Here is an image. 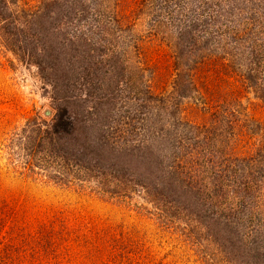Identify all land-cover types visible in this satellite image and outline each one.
Returning a JSON list of instances; mask_svg holds the SVG:
<instances>
[{"label":"trees","instance_id":"obj_1","mask_svg":"<svg viewBox=\"0 0 264 264\" xmlns=\"http://www.w3.org/2000/svg\"><path fill=\"white\" fill-rule=\"evenodd\" d=\"M134 4L170 52L168 94L155 89L161 74L125 0H0V45L34 64L56 101L50 125L12 136L19 173L94 182L118 204L138 196L158 220L198 224L227 263L264 264V134L213 85L233 78L264 105V0ZM184 101L204 124L182 118Z\"/></svg>","mask_w":264,"mask_h":264},{"label":"rangeland","instance_id":"obj_2","mask_svg":"<svg viewBox=\"0 0 264 264\" xmlns=\"http://www.w3.org/2000/svg\"><path fill=\"white\" fill-rule=\"evenodd\" d=\"M41 1L16 0L18 6ZM135 1L125 0L122 8L131 11L129 20L145 39L146 58L161 74L155 89L168 94L175 75L170 52L151 36L149 17L136 13ZM238 83L227 78L213 85L219 95H236L242 118L259 125L263 135L264 105ZM55 106L37 67L0 45V264H229L198 224L185 218L158 220L138 196L118 204L93 194L94 182L82 184L71 177L70 184L60 187L20 174L19 148L9 146L12 136L34 123L50 125ZM182 108L184 120L206 122L191 101ZM60 164L58 171L66 174Z\"/></svg>","mask_w":264,"mask_h":264},{"label":"water","instance_id":"obj_3","mask_svg":"<svg viewBox=\"0 0 264 264\" xmlns=\"http://www.w3.org/2000/svg\"><path fill=\"white\" fill-rule=\"evenodd\" d=\"M49 114V111H45L44 115L47 116Z\"/></svg>","mask_w":264,"mask_h":264}]
</instances>
